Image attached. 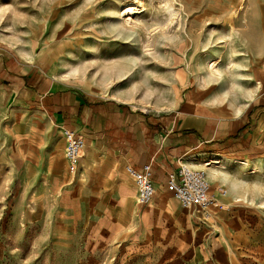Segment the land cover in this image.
<instances>
[{"label": "rangeland", "instance_id": "rangeland-1", "mask_svg": "<svg viewBox=\"0 0 264 264\" xmlns=\"http://www.w3.org/2000/svg\"><path fill=\"white\" fill-rule=\"evenodd\" d=\"M238 3L0 0V41L53 82L136 110L167 112L198 91L207 105L239 112L254 95L252 60L260 48L245 42L247 27L252 38L257 33L249 24L264 0H248L251 8L232 20ZM127 5L136 12H126ZM33 108L13 94L0 104V264H214L222 249L241 264L254 239L221 225L210 229L216 219L210 223L197 210L193 216L174 200L157 214L135 203V186L133 196L117 198L110 185L82 189L71 170L69 177L44 170L46 124L39 152L15 141L31 135L26 120ZM221 170L223 164L212 176ZM218 187L228 193L222 183L211 192ZM244 188L235 197L264 209V181L252 175Z\"/></svg>", "mask_w": 264, "mask_h": 264}, {"label": "crops", "instance_id": "crops-1", "mask_svg": "<svg viewBox=\"0 0 264 264\" xmlns=\"http://www.w3.org/2000/svg\"><path fill=\"white\" fill-rule=\"evenodd\" d=\"M247 1L244 10L251 8ZM254 24L249 25L257 33L252 38L250 26L247 27L245 44L260 48L252 60L258 72L255 76L252 71L254 95L239 112L207 105L198 91L189 92L187 97L183 94L177 106L167 112L136 110L127 103L93 97L53 82L35 64L23 62L1 41L0 104L13 94L25 106L33 105L26 120L31 135L23 133L15 137L19 148L36 152L43 149L39 146L42 142L40 131H43L40 125L46 124L51 132L46 137L45 154L41 155L44 170H61L59 173L65 177L70 174L66 170H71L76 179L83 180L84 190H101L110 185L116 190L117 198L133 196L134 184L129 182L128 179L133 183L124 167L128 165L140 170L148 164L154 195L147 205L139 206L157 214L168 212L172 200L179 204L167 185V176L177 169L179 158L190 165L189 161H195L198 155L205 156L200 162L196 161L198 163L218 157L229 171L221 170L210 179L205 172L210 193L223 206L212 216L216 225L209 227L221 225L225 231L238 230L245 237L254 239V244L244 249L240 263L264 264V209L246 204L248 200H239L233 194L244 190L247 178L252 175L264 181V10ZM256 81L260 88H256ZM62 128L74 130L84 140L83 156L75 166L64 157ZM238 163L244 165L236 168ZM215 183L226 185L228 193L220 195L217 188L211 192ZM124 192L127 193L125 196ZM187 211L194 216L195 209L187 208ZM213 262L235 264L225 249L216 253Z\"/></svg>", "mask_w": 264, "mask_h": 264}, {"label": "built area", "instance_id": "built-area-1", "mask_svg": "<svg viewBox=\"0 0 264 264\" xmlns=\"http://www.w3.org/2000/svg\"><path fill=\"white\" fill-rule=\"evenodd\" d=\"M64 139V156L70 164H76L83 156L84 140L81 135L69 128H62ZM177 169L167 176V185L173 192V196L183 208L191 205L198 207V212L204 220L213 216L214 212L223 208L218 200L210 193V185L206 173L201 168L189 166L186 161L179 158ZM125 172L131 177L136 189L135 202L138 205H146L153 195L152 171L148 164H144L140 170L130 166L124 167ZM220 195L226 193L222 187L217 188Z\"/></svg>", "mask_w": 264, "mask_h": 264}, {"label": "bare ground", "instance_id": "bare-ground-1", "mask_svg": "<svg viewBox=\"0 0 264 264\" xmlns=\"http://www.w3.org/2000/svg\"><path fill=\"white\" fill-rule=\"evenodd\" d=\"M245 4H246V0H239V3L238 5L233 8L230 12V15L229 17L232 19V20H235L239 17V14L243 11V9L245 8ZM128 6V5H127ZM130 7V8H129ZM129 12V13H133V12H136V9L135 8H131V6H128V9L126 10V12ZM129 18H127L126 20H128ZM213 64L211 63L210 64V67L212 68V70H214V67L212 66ZM216 71V70H215ZM260 83L256 82V87L259 86ZM65 157V156H64ZM68 162V161H67ZM69 163V162H68ZM70 164V163H69ZM77 164V163H76ZM76 164H70L71 166H75ZM222 163L220 162V160L218 159V157H214V158H211V159H208L206 161H203L202 163H197V162H192L190 163L189 166H192V167H196L198 165L202 166L204 169H206V172H207V175L210 179V177H212V172L213 171H216L219 166L221 165ZM244 163H238V165L236 166V168H239L241 166H243ZM235 172V171H234ZM237 172V171H236ZM153 195H154V189H153ZM152 195V197H153ZM174 197V196H173ZM175 198V197H174ZM152 199V198H151ZM151 201V200H150ZM149 201V202H150ZM148 202V203H149ZM147 203V204H148ZM146 204V205H147ZM189 208H193L195 210L198 211V207L196 205H191ZM213 222V217L211 216L210 218V223Z\"/></svg>", "mask_w": 264, "mask_h": 264}]
</instances>
